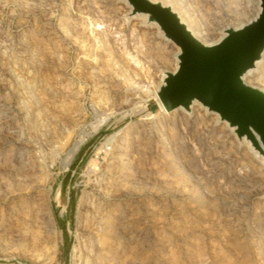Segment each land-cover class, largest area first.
Wrapping results in <instances>:
<instances>
[{
	"label": "rangeland",
	"instance_id": "obj_1",
	"mask_svg": "<svg viewBox=\"0 0 264 264\" xmlns=\"http://www.w3.org/2000/svg\"><path fill=\"white\" fill-rule=\"evenodd\" d=\"M152 1L204 43L259 11ZM130 12L0 0V264H264V158L199 103L162 114L179 50Z\"/></svg>",
	"mask_w": 264,
	"mask_h": 264
},
{
	"label": "water",
	"instance_id": "obj_2",
	"mask_svg": "<svg viewBox=\"0 0 264 264\" xmlns=\"http://www.w3.org/2000/svg\"><path fill=\"white\" fill-rule=\"evenodd\" d=\"M124 1L131 7L130 16H144L179 50L176 70L165 73L158 90L167 110L188 112L199 103L264 158V91L242 80L264 49V0H259L254 20L226 29L222 38L207 46L192 36L170 6L152 0Z\"/></svg>",
	"mask_w": 264,
	"mask_h": 264
},
{
	"label": "bare ground",
	"instance_id": "obj_3",
	"mask_svg": "<svg viewBox=\"0 0 264 264\" xmlns=\"http://www.w3.org/2000/svg\"><path fill=\"white\" fill-rule=\"evenodd\" d=\"M257 5L259 6V2L257 3ZM257 11H258V10H257ZM258 13H259V11L256 13L255 17H254L252 20H254V19L256 18V16L258 15ZM178 16H179L180 20L186 25L187 29L191 32L192 36H193L196 40H198L201 44L207 46V45H211V44H214V43L217 42V41L214 42V43H204V42H202V41L200 40V39H201L200 36H199L196 32H194L186 22H184V21L181 19L180 15H178ZM252 20L248 21V22L245 23V24L240 25L239 27L237 26V27L234 28V29H237V28H240V27H242V26H244V25H246V24H249ZM201 37H202V36H201ZM263 59H264V49H263V51H262V53H261L260 60H258V61L255 63V68L252 69V70H249V71H248V72L242 77V80H243V83H244V84H246L247 86H250L248 83H246V81H245V77H246L248 74H250L251 72H253L254 70H256V69L258 68V65H259L261 62L263 63V61H262ZM259 66H260V65H259ZM164 77H165V76H164ZM250 87H251V86H250ZM158 90H159V89H158ZM158 90L156 91V94H155V99H156V101H157V104H158V106H159V108H160V110H161V112H162L163 115H169L170 111H168L167 108H166V107L164 106V104L162 103V101H161V99H160V97H159V95H158Z\"/></svg>",
	"mask_w": 264,
	"mask_h": 264
}]
</instances>
